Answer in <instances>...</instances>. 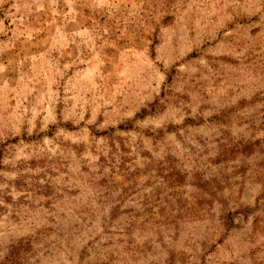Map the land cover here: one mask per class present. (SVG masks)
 Masks as SVG:
<instances>
[{
  "label": "rangeland",
  "instance_id": "obj_1",
  "mask_svg": "<svg viewBox=\"0 0 264 264\" xmlns=\"http://www.w3.org/2000/svg\"><path fill=\"white\" fill-rule=\"evenodd\" d=\"M0 264H264V0H0Z\"/></svg>",
  "mask_w": 264,
  "mask_h": 264
},
{
  "label": "trees",
  "instance_id": "obj_2",
  "mask_svg": "<svg viewBox=\"0 0 264 264\" xmlns=\"http://www.w3.org/2000/svg\"><path fill=\"white\" fill-rule=\"evenodd\" d=\"M255 144L254 142H248L247 144L245 145H242L241 147H239L240 152L242 154H245V153H250L251 151H253V149L255 148ZM227 219V225H231L232 224V214H228V216L226 217Z\"/></svg>",
  "mask_w": 264,
  "mask_h": 264
}]
</instances>
